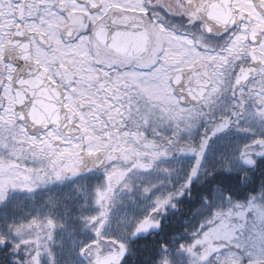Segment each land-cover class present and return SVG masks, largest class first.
<instances>
[{"label":"snow or ice","instance_id":"obj_1","mask_svg":"<svg viewBox=\"0 0 264 264\" xmlns=\"http://www.w3.org/2000/svg\"><path fill=\"white\" fill-rule=\"evenodd\" d=\"M220 32L227 39L214 43ZM226 93L231 107L217 118ZM248 119L264 122V0H0V264H128L127 241L105 231L117 193L135 191L136 171L169 165L160 170L171 175L181 154L194 156L184 182L153 211L175 208L196 181L208 196L191 241L176 250L192 264H264V137L241 148L243 164L201 169L210 138ZM88 162L106 169L95 214L77 188L89 242L76 248L74 226L57 246L66 225L55 200L46 215L8 219L13 193L76 176ZM233 187L246 199L229 195ZM159 227L144 218L124 235ZM162 249L154 264H176Z\"/></svg>","mask_w":264,"mask_h":264},{"label":"rangeland","instance_id":"obj_2","mask_svg":"<svg viewBox=\"0 0 264 264\" xmlns=\"http://www.w3.org/2000/svg\"><path fill=\"white\" fill-rule=\"evenodd\" d=\"M231 104L232 97L227 93L224 94L219 104L214 109L213 115L218 118L222 115L228 114V109L231 107ZM207 126V118L200 119L190 130L188 135H190L193 140H199ZM259 137H264V122L256 119L242 121L239 127L232 126L226 129L224 132L216 134L209 140L208 147L201 164L202 171L214 165H220L224 163L225 160H231L238 164H243V161L239 158L241 148L245 144H250L254 139ZM176 159L179 162V167L176 169V171L172 172L171 175L160 170L161 167L169 165L156 166L154 167V172L149 175L141 174L138 171L129 174V182L133 185H136V189L131 193L124 190H121L117 193V205L113 209L112 213L113 222L106 226L105 229L107 234L115 235L121 239H125L129 248L130 241H132L136 236L130 238L125 236V230L131 231L134 227V224L144 218L159 219L161 215L166 213V210L172 208L169 205L163 211H153V209L156 207L157 198L166 196L169 192L177 190L183 184L186 172L191 166L194 156L192 154H181ZM171 166L175 167V165ZM103 175L104 176L99 177V180L96 179V181H100L97 182L96 185L92 184L83 186V183L80 182L79 185L73 187L74 190L72 194H68V196L63 199L65 202L60 201L61 203H58L54 210V218L58 223L65 224L66 229L58 228L56 230L57 246H59L61 240H63L65 246H67L68 240L70 239L68 236V231H70L74 226L77 227V231L71 238L75 239L77 249L94 238L90 229L80 231L78 228L77 217L80 215L79 204L81 203V198L78 196L77 188L79 186L87 188L90 194L89 206L88 208L84 209V212L89 215L95 214L97 208L92 203V201L94 199L95 189L97 187H102L106 182V173ZM55 186L56 182L53 181L38 186L32 192L18 191L13 193L11 199L13 201L14 207L11 213L8 215V219L20 221L30 219L34 215H46L49 211V200L40 201L38 204H36L33 202V199L37 194L52 190ZM144 186H150L151 190L149 193L145 194L142 192V188ZM177 199L179 198L174 199V201ZM26 201H28V203H25ZM116 220L121 221L122 228L117 229L114 227ZM154 229L156 228H152L150 230ZM168 252L171 254L170 259L176 262V264H185L186 261L187 264H192L191 258H188L186 254L178 252L177 250Z\"/></svg>","mask_w":264,"mask_h":264},{"label":"trees","instance_id":"obj_3","mask_svg":"<svg viewBox=\"0 0 264 264\" xmlns=\"http://www.w3.org/2000/svg\"><path fill=\"white\" fill-rule=\"evenodd\" d=\"M229 195H233L238 201H243L247 197L246 192L234 187ZM207 196L208 193L202 190V185L198 181L194 186L186 189L184 195L174 201L176 207L166 210V213L158 219L159 228L145 235L142 234L130 242L128 264H154L162 254V246L166 245L167 251H173L181 243L190 242L192 231L201 223L199 210L202 204L207 203L205 200ZM47 198L42 196L41 201Z\"/></svg>","mask_w":264,"mask_h":264},{"label":"flooded vegetation","instance_id":"obj_4","mask_svg":"<svg viewBox=\"0 0 264 264\" xmlns=\"http://www.w3.org/2000/svg\"><path fill=\"white\" fill-rule=\"evenodd\" d=\"M75 12V10H74ZM219 15H223V10H219L218 11ZM177 23H179V21H176ZM76 23H78V20L76 21ZM216 36L218 37L217 40L214 41V43H223L225 39H227V37H224V33L220 32L217 33ZM223 38V39H219V38ZM44 105V104H43ZM45 107H47L49 109V106L44 105ZM54 105H52L51 107H53ZM159 131L162 135H169L172 131V129L167 126V125H161L159 128ZM42 134V133H38ZM101 166V167H100ZM155 168L151 169V170H139L138 172H140L141 174L144 175H149L152 174L154 172ZM106 173V169L104 165H100V164H93L91 162H88L87 165L83 168V170L78 173L76 176H66L64 179L59 180V181H54L56 182V186L54 187V189L49 190L48 191V196L50 199L57 201L59 204L61 203L60 201H64L63 200L65 197L68 196V194H72L74 188L77 185H79V183H83V186L86 185H96L97 182L100 178V176H104L103 174ZM96 179H98L96 181ZM41 193L37 194L38 196ZM145 235V233L143 234ZM141 236V235H140Z\"/></svg>","mask_w":264,"mask_h":264},{"label":"water","instance_id":"obj_5","mask_svg":"<svg viewBox=\"0 0 264 264\" xmlns=\"http://www.w3.org/2000/svg\"><path fill=\"white\" fill-rule=\"evenodd\" d=\"M40 107H42L44 109L45 112H47L49 109L47 107H45L43 104L40 105ZM56 106L54 105L52 108H55ZM37 112L39 113V109H37ZM42 115V113H39ZM101 167V166H100Z\"/></svg>","mask_w":264,"mask_h":264}]
</instances>
